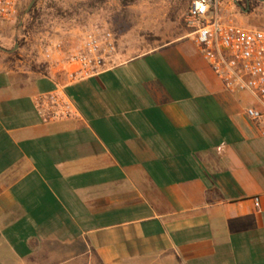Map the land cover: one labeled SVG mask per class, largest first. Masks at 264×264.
<instances>
[{
    "label": "crops",
    "instance_id": "0c3cea01",
    "mask_svg": "<svg viewBox=\"0 0 264 264\" xmlns=\"http://www.w3.org/2000/svg\"><path fill=\"white\" fill-rule=\"evenodd\" d=\"M57 88L78 116L43 123ZM247 105L189 38L75 81L0 69V264H264Z\"/></svg>",
    "mask_w": 264,
    "mask_h": 264
},
{
    "label": "rangeland",
    "instance_id": "374dc122",
    "mask_svg": "<svg viewBox=\"0 0 264 264\" xmlns=\"http://www.w3.org/2000/svg\"><path fill=\"white\" fill-rule=\"evenodd\" d=\"M24 0L12 21L0 20V69L31 74L72 72L89 34L112 33L111 65L189 38L184 23L192 0ZM237 23L264 28V0H219Z\"/></svg>",
    "mask_w": 264,
    "mask_h": 264
},
{
    "label": "built area",
    "instance_id": "2783aa9c",
    "mask_svg": "<svg viewBox=\"0 0 264 264\" xmlns=\"http://www.w3.org/2000/svg\"><path fill=\"white\" fill-rule=\"evenodd\" d=\"M24 0H0V20H14ZM219 0H192L184 23L189 39L224 90L248 99L245 114L264 138V28L249 27L225 18ZM117 40L112 33L89 34L82 52L73 57L77 68L67 73L68 81L81 80L113 67ZM34 107L43 123L76 118L77 111L61 88L39 94ZM260 206V199L255 198Z\"/></svg>",
    "mask_w": 264,
    "mask_h": 264
},
{
    "label": "water",
    "instance_id": "95a60500",
    "mask_svg": "<svg viewBox=\"0 0 264 264\" xmlns=\"http://www.w3.org/2000/svg\"><path fill=\"white\" fill-rule=\"evenodd\" d=\"M36 1H37V0H32V1L30 2L29 9L31 8V6H32Z\"/></svg>",
    "mask_w": 264,
    "mask_h": 264
}]
</instances>
